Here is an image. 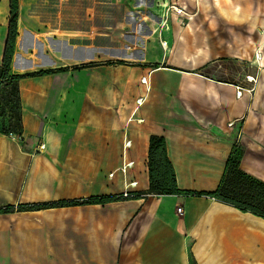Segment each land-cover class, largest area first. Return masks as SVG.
I'll return each instance as SVG.
<instances>
[{
  "label": "crops",
  "instance_id": "1",
  "mask_svg": "<svg viewBox=\"0 0 264 264\" xmlns=\"http://www.w3.org/2000/svg\"><path fill=\"white\" fill-rule=\"evenodd\" d=\"M17 1L10 73L64 69L18 82L24 151L14 137L0 135V178H12V191L18 193L21 188L25 197L21 201L45 199L48 167L70 169L73 174L63 177L80 180L97 171L103 191L83 197L119 194L130 182L135 185L128 191L146 190L150 135L164 138L181 189L213 190L233 146L241 150L240 168L264 181V28L256 36L261 57L246 59L250 65L245 77L251 78L218 77V68L227 59H219L209 48H202L193 61L170 67L131 63L75 68L105 61L94 52L95 19L86 16L93 5L68 0ZM236 3L229 2L234 14ZM7 16L8 0H0V59ZM246 26L254 34L253 23ZM162 27L169 28L166 22ZM161 46L168 49L166 42ZM111 68L129 75L123 105L115 113L89 106L94 89L109 87ZM157 70L165 71L156 75ZM168 72H174L177 80L168 79ZM95 74L101 77L96 79ZM142 77L148 85L140 82ZM135 95L140 96L133 100ZM40 143L44 148L39 151ZM32 149L40 153H31ZM17 151L23 154L20 162L5 165ZM123 165H127L124 173ZM8 169L13 172L7 173ZM57 210L73 214L64 244L61 236L52 245L40 239L31 243L29 237L19 240L14 236L16 226L10 229L0 224V264H223L222 255L226 264L252 260L264 264V259L243 252L264 232L254 228L253 221L264 219L205 196L148 194L104 204L0 213V220L7 223L12 217ZM240 256L246 260H238Z\"/></svg>",
  "mask_w": 264,
  "mask_h": 264
},
{
  "label": "rangeland",
  "instance_id": "2",
  "mask_svg": "<svg viewBox=\"0 0 264 264\" xmlns=\"http://www.w3.org/2000/svg\"><path fill=\"white\" fill-rule=\"evenodd\" d=\"M68 1L93 5V9L86 10V16L95 19L96 30L92 32L93 47H95L94 52L99 54V60L113 62L122 59L128 63L149 65L148 67L151 68L155 63L159 67H170L174 64L182 65L183 60L193 61L192 59L198 56L202 48H209L219 59H227L222 61L217 76L240 80L243 77H250H245L246 69H249L247 67L250 65L248 62L246 64V59L250 57L253 61H257L256 55L261 57L260 44L256 41V36L264 28V0H217L220 2L219 5H214L213 0ZM230 1L237 2V14L231 10ZM174 8L180 9L181 12H176ZM163 22L168 24V29H163ZM247 23H253L254 34L253 31L251 34V26L247 27ZM1 28L3 25L0 20ZM162 40L167 43L168 49H162L160 44ZM233 57H239L241 60L236 62ZM163 71L165 70H157L156 75ZM209 72L213 73V71ZM168 73H171L167 76L168 79L177 80V76L172 74L174 72ZM107 76L110 81L109 87L105 90L94 89L93 102L89 106L115 113L120 105H123L129 75L111 68ZM100 77L95 74L96 79ZM139 96H133V100ZM5 136L10 137V135ZM13 137L19 142L21 151H24L25 147L21 138L17 135ZM17 152L18 155L8 159L5 165L20 162L23 154ZM31 153L40 152L32 149ZM51 161L55 162L53 158ZM12 172L8 169L7 173ZM72 172L70 169L61 171L58 167H48L43 193L45 199L36 202L54 201L51 199L61 197L77 198L103 191L101 182L96 178L99 175L97 171H92L87 180L63 177L67 173L73 174ZM11 181V177L0 178V190L4 189V192H0V207L8 205V200L13 202L12 205L27 203L21 201L25 198L21 196V188L18 193L12 191ZM71 216L73 214L69 210H57L12 217L7 223L0 220V224L7 228L9 226L10 229L16 226L14 236L19 240L29 237L31 243H36L40 239L45 244L48 245L51 242L52 245L54 238L61 236L64 244L69 238ZM243 258L240 256L238 260ZM221 260L224 261L223 264L227 263L224 255ZM257 262L259 260L242 261L241 264H257ZM192 264L196 262L193 261Z\"/></svg>",
  "mask_w": 264,
  "mask_h": 264
},
{
  "label": "trees",
  "instance_id": "3",
  "mask_svg": "<svg viewBox=\"0 0 264 264\" xmlns=\"http://www.w3.org/2000/svg\"><path fill=\"white\" fill-rule=\"evenodd\" d=\"M18 1L8 0L6 36L0 59V135H22V103L18 82L20 79L63 71L38 70L21 74L10 73V62L17 35ZM97 64H131L124 60L89 63L75 68L89 67ZM157 63L152 67L157 68ZM241 150L234 146L229 152L220 179L213 190H188L177 186L174 168L167 157L165 140L162 136L150 135L147 149L148 188L139 192H129L127 196L119 194H101L74 199H58L46 202L8 204L0 207V213L36 211L48 208L68 207L82 204H104L107 202L141 198L152 195L205 196L217 202L231 206L240 212L250 213L264 219V181L245 172L239 166Z\"/></svg>",
  "mask_w": 264,
  "mask_h": 264
},
{
  "label": "bare ground",
  "instance_id": "4",
  "mask_svg": "<svg viewBox=\"0 0 264 264\" xmlns=\"http://www.w3.org/2000/svg\"><path fill=\"white\" fill-rule=\"evenodd\" d=\"M237 8V7H236ZM174 10L176 11V12H181V10L180 9H178V8H174ZM167 26L164 24V28H166ZM164 41H162L161 42V44H163L164 45ZM256 57H257V59H258V56L256 55ZM249 78H251V77H249ZM140 82L141 83H143L144 84V82L143 81H141L140 80ZM145 82H146V84L148 85V79L147 78H145ZM139 101V100H138ZM142 100L140 101V105L142 104ZM258 220V219H257ZM261 221V220H260ZM248 222V221H247ZM255 224H256V226H254V228H256L257 226L261 229V230H259V231H262V230H264V221H261V222H259V221H256V220H254L253 221ZM243 223V222H242ZM249 223V222H248ZM253 224V223H252ZM260 233V236H258V239H259V241H258V239L257 240H252L253 242L252 243H248L247 244V247L243 250V252L244 253H247L250 257H252V258H261V259H264V240H262V239H264V237H262L261 235H262V233H264V232H259ZM262 238V239H261ZM246 239V238H245ZM249 239H250V237H249ZM246 244V243H245ZM244 255V254H243Z\"/></svg>",
  "mask_w": 264,
  "mask_h": 264
},
{
  "label": "built area",
  "instance_id": "5",
  "mask_svg": "<svg viewBox=\"0 0 264 264\" xmlns=\"http://www.w3.org/2000/svg\"><path fill=\"white\" fill-rule=\"evenodd\" d=\"M141 81H143L144 83H146L145 82V77L144 78H142V80ZM238 95H240V92H238ZM229 124H231V123H229ZM11 136V135H10ZM13 137V136H12ZM43 148H44V145H43V143H40L39 145H38V147H37V150H43ZM126 167H127V165H123L122 167H121V171L124 173L125 172V169H126ZM112 175V173H110L109 174V176H111ZM135 185V182H130V183H128V184H125V186L123 187V190H122V195L123 196H127L128 195V193L130 192V191H128V187L129 186H134ZM177 212L178 213H181V208L180 207H178L177 208Z\"/></svg>",
  "mask_w": 264,
  "mask_h": 264
}]
</instances>
